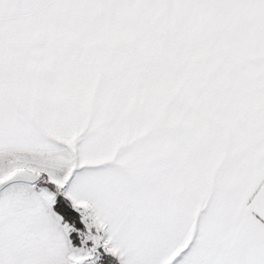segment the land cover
<instances>
[{"label": "snow or ice", "instance_id": "6c2138e0", "mask_svg": "<svg viewBox=\"0 0 264 264\" xmlns=\"http://www.w3.org/2000/svg\"><path fill=\"white\" fill-rule=\"evenodd\" d=\"M0 264H264V0H0Z\"/></svg>", "mask_w": 264, "mask_h": 264}]
</instances>
